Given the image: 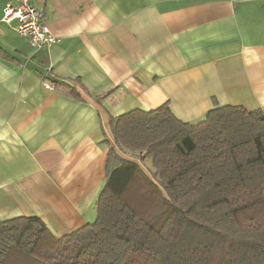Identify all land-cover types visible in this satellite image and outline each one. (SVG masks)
<instances>
[{
	"label": "crops",
	"instance_id": "0c3cea01",
	"mask_svg": "<svg viewBox=\"0 0 264 264\" xmlns=\"http://www.w3.org/2000/svg\"><path fill=\"white\" fill-rule=\"evenodd\" d=\"M11 1L0 0V221L39 218L56 237L94 223L113 117L167 102L192 124L227 105L264 111V0H31L60 39L49 48L2 20Z\"/></svg>",
	"mask_w": 264,
	"mask_h": 264
},
{
	"label": "trees",
	"instance_id": "16d2710c",
	"mask_svg": "<svg viewBox=\"0 0 264 264\" xmlns=\"http://www.w3.org/2000/svg\"><path fill=\"white\" fill-rule=\"evenodd\" d=\"M110 128L96 221L61 237L39 218L0 221V264H264L263 110L192 124L167 102ZM117 150L150 158L152 178Z\"/></svg>",
	"mask_w": 264,
	"mask_h": 264
},
{
	"label": "built area",
	"instance_id": "2783aa9c",
	"mask_svg": "<svg viewBox=\"0 0 264 264\" xmlns=\"http://www.w3.org/2000/svg\"><path fill=\"white\" fill-rule=\"evenodd\" d=\"M2 20L26 38L33 48H49L60 41L44 21L43 7L32 4L31 0H13L8 3ZM45 86L52 88L50 83Z\"/></svg>",
	"mask_w": 264,
	"mask_h": 264
},
{
	"label": "rangeland",
	"instance_id": "374dc122",
	"mask_svg": "<svg viewBox=\"0 0 264 264\" xmlns=\"http://www.w3.org/2000/svg\"><path fill=\"white\" fill-rule=\"evenodd\" d=\"M111 144V143H110ZM118 151V150H117ZM118 153L120 154V156H122L124 159L126 160H132L136 163H138L141 168L144 170V172L152 178V174H151V170H153V166H152V160L150 158L146 159L145 161H141L139 159H136L135 157L133 158L132 156L130 155H126V154H123L122 152L118 151ZM136 154H139V152H134L132 153V155H135Z\"/></svg>",
	"mask_w": 264,
	"mask_h": 264
}]
</instances>
